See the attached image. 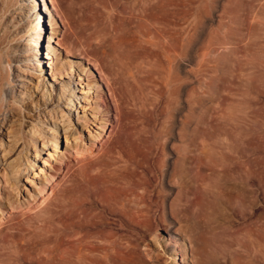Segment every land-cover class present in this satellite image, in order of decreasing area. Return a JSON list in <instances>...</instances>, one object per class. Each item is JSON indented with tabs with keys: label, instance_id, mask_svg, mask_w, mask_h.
<instances>
[{
	"label": "rangeland",
	"instance_id": "374dc122",
	"mask_svg": "<svg viewBox=\"0 0 264 264\" xmlns=\"http://www.w3.org/2000/svg\"><path fill=\"white\" fill-rule=\"evenodd\" d=\"M18 1L0 0L2 55L8 43L15 48L18 38L27 40L22 30L18 38L12 31L25 18L17 15L20 10L25 12ZM73 1L74 14L64 22L51 7L41 13L44 34L39 49L47 53L48 36L54 29L52 38L66 49L49 44L56 50L61 61L59 69L66 76L57 83L69 84L75 106L64 118L69 123L59 124L52 148L47 123H36V129L45 130L41 140L47 146L38 141L37 157L31 149L24 154L23 168L28 162L33 164L32 169L13 179L0 167L2 231L22 218L33 219L56 199L60 203L49 207L50 212L65 220L63 196L68 191V178L81 166L80 159L100 157L98 164H103L106 174L116 177L130 173L142 183L143 191L137 190L143 192L141 206L131 210L126 222L112 218L116 226L112 232L116 238L119 236L122 246L131 243L144 264H173L172 251L178 264H264V0L165 2L163 9L171 24L162 31L168 39L164 48L150 50L160 67L145 72L140 87L129 96L120 94L112 85L111 90L102 81L96 64L103 58L106 45L102 44L110 43L112 37L139 43L141 36L115 35L117 29H140L150 33L151 41H156L153 37L160 41L161 29L143 21L152 15L143 11V0H62L60 5L66 7ZM8 18L11 22L3 28ZM48 61L42 59L46 65ZM35 69L28 78L34 84L41 79ZM43 70L48 74L50 69ZM2 73L0 69V86ZM44 82L46 86L51 82L48 75ZM57 83L52 84L59 88ZM42 93L35 90V101ZM63 102L64 98L59 105L68 113ZM2 104V108L11 106L7 100L0 107ZM1 137L6 143L7 138ZM213 142L220 146L203 149ZM137 143L142 147L135 146ZM239 144L243 149V192L254 193L243 194V205L238 200L234 165L228 169L222 166L227 157V161H236ZM86 148L90 152H85ZM205 150L209 154L203 157ZM182 153L191 157L190 165L181 172L184 179L180 184L173 171ZM133 157L139 163L136 168L125 163ZM197 158H201L199 163ZM200 162H204V168ZM167 163L170 190L158 174ZM208 179L216 181L210 198L203 201L201 191ZM207 203L212 204L211 208ZM92 207L97 214L99 207ZM143 212L146 219L141 217ZM38 215L41 217L36 219L42 218V214ZM89 231L84 233H93ZM200 232L214 234L224 249L200 251L197 260L192 246ZM3 255L0 248V264L5 263Z\"/></svg>",
	"mask_w": 264,
	"mask_h": 264
},
{
	"label": "bare ground",
	"instance_id": "6f19581e",
	"mask_svg": "<svg viewBox=\"0 0 264 264\" xmlns=\"http://www.w3.org/2000/svg\"><path fill=\"white\" fill-rule=\"evenodd\" d=\"M19 1H21L19 8L25 10V12L20 10L17 15L25 18H21L19 20L20 24L16 25L12 31L15 32L17 38L18 34L23 31L27 40L20 41V38H18L15 42V48L8 43L5 55H2L0 51V69L3 72V81L0 86V103L4 100L11 103L9 108H2L3 104L0 107V167H3L2 170H6L7 175L13 179H17L29 168H33V164L29 163L28 165V162L24 163L25 168L21 164V159L24 160V154L28 149L33 150L37 157L38 153L35 147L38 141H41L43 146H47L44 140H41L45 130L42 128L36 129V123L43 125L47 123L48 133L52 136L49 140L52 148L55 146L59 124L69 123L64 118L69 117L71 109L75 106V96L72 93L70 94L69 84L57 83L59 80H65L66 76L63 77L59 69L61 61L58 59L56 50L49 44H55L62 50L66 49L63 48V44L52 38L55 35L54 29L48 36L46 54L41 52L39 44L43 40L44 34V27L40 19L42 18L41 13L47 12V6L51 7L60 22H64L73 16L75 10L73 5H76V3L73 1L74 3H68L64 7L60 5L62 0ZM169 1L143 0L141 4L144 12L150 11L152 14L150 19L148 17L147 20L143 21H148L152 26H156V29L157 27L161 29V34L158 36L160 41L157 37H153L156 38L155 42L151 41L150 33L140 29L133 31L117 29L114 31L115 35L135 33L141 36L139 37V43L132 44L116 37H112L110 41L108 40L110 43L107 40V44L103 42L102 45H106V48L102 51L103 58H98L100 62L96 64H98L97 69L102 81L107 82L111 90H113L112 85L120 94L132 95L134 90L142 83L143 75H146L145 72L150 71V69L153 71L157 66L160 67L157 56L153 55L150 50L156 49V47L157 49L164 48L166 38L168 39L162 29L171 24L163 9V4ZM83 2L85 1H81V3ZM166 12L169 11L166 10ZM10 22L11 18L3 21V28L9 26ZM42 59L49 60V63L46 65L42 62ZM34 65H36V69ZM45 67L50 69L48 74L43 72ZM34 69L35 73L36 70L39 72L37 76L41 78L35 84L28 79L31 76L30 74H33L32 70L34 71ZM68 74L70 75L67 72L66 75ZM44 75L45 77L48 75L51 79L48 86L44 82ZM78 78L79 76H77ZM52 83H57L60 87L56 88ZM77 86H80V84L78 83ZM38 89L42 90L43 93L40 100L35 101L34 92ZM62 98L65 99V103H63L69 109L68 113L64 112L59 105ZM66 101H69L71 106ZM101 122L104 123V121ZM1 136H3V139L4 137L7 138L6 143H4ZM25 139H27V143H25ZM135 146L140 148L142 143H137ZM218 146H220L219 143L213 142L209 145L206 144L203 149L207 147L212 149ZM238 149V157L235 162H232L230 158L227 161L228 157L222 153L219 155L227 157L222 166L228 169L231 165H234L233 167L236 169L238 200L239 204L243 205V194L254 193L243 192V149L241 144H239ZM84 151L88 153L90 149L86 148ZM207 152L205 150L202 156H208L209 153ZM190 157L183 153L178 157V163L173 173L179 178L177 180L180 184L184 179V177H181V172L190 165ZM99 158L80 159L81 166L76 169L78 179H75V170L73 171L74 175L68 178L70 180L67 179L68 191L66 190L65 193L67 196L62 195L66 197L67 218L65 220L60 219L62 216L55 218L56 214L53 215L50 212L49 207L51 208L59 202L56 199L55 204L47 203L48 205L41 209L38 213L42 214L40 219H36V216H39L38 214H35L32 217L33 219L22 218L5 227L4 231H2L0 225V248L4 252L2 257L6 264H144V260L136 252L135 247L131 243L125 244V242H123L125 246H122V242L118 239L119 236L116 238L117 235L115 236V233L112 232L116 227L112 218L116 217L126 222L127 217H131L129 215L131 210H136L137 206H141V200H144L142 199L143 192L138 193L137 190L141 189L143 191L141 188L142 183L132 178V174L129 175L130 173L122 174V176L117 174L119 176L116 177L111 173L106 174L108 172L105 173L102 168L103 164L101 166V162L98 164ZM119 158L122 157L119 156ZM200 159H198V163ZM125 163L134 166V168L139 165L134 157L131 160H125ZM200 165L201 168L205 167L204 162H200ZM20 167L22 168L20 169ZM158 172L167 188L172 189L168 181L166 182L169 174L168 163L163 165ZM214 181L208 179L205 189L201 191L203 201L210 198V190ZM92 205L99 207L97 214L93 213ZM207 205L210 207L212 204L207 203ZM143 207L144 205H142ZM141 217L146 219V212H143ZM138 218H140V215H138ZM86 229L93 231V233H84ZM192 247H194L197 260H199L200 251L214 252L218 248L224 249V246L217 242L215 235L210 232L198 233ZM172 256L174 259L173 264H178L175 251H172Z\"/></svg>",
	"mask_w": 264,
	"mask_h": 264
}]
</instances>
